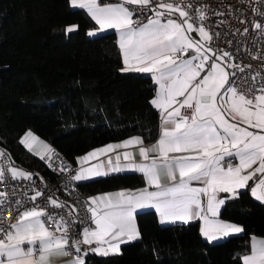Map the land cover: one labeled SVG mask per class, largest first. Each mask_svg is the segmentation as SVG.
<instances>
[{"label":"snow or ice","instance_id":"obj_1","mask_svg":"<svg viewBox=\"0 0 264 264\" xmlns=\"http://www.w3.org/2000/svg\"><path fill=\"white\" fill-rule=\"evenodd\" d=\"M69 3L86 10L98 26L89 36L106 30L118 34L121 72L151 75L157 90L149 103L160 113V135L148 146L142 137H132L79 158L81 168L72 177L75 181L136 171L145 178L146 187L90 197L86 208L90 223L78 239L72 238V221L39 207L16 209L15 220L5 223L7 193L0 191V264H51L53 257L69 256V264H86L89 254L120 255L123 244L140 239L136 214L145 208L155 209L161 223L202 221L200 233L209 242L242 233L243 227L218 217L226 200L238 198L239 190L248 188L254 179L251 195L264 202V83L254 76L251 86L240 90L232 78L244 68L232 63L230 52L212 47L219 33L212 34L203 24L208 19L203 9L196 11L200 20L196 23L193 6L186 0H157L155 6L152 0L103 6L99 0ZM133 5L152 15L146 21L134 19ZM254 28L264 32L262 23H255ZM77 30L78 26L66 28L68 33ZM29 138L36 139L29 132L21 142L27 145ZM130 148L136 151L109 156ZM4 156L0 150V158ZM102 156L106 159L101 160ZM92 160L97 163L90 164ZM7 171L13 181L33 179L15 167ZM5 178L0 166V183ZM221 193L227 195L220 198ZM41 196L43 192L36 191L31 200ZM47 202L56 209L68 208L69 214L78 211L51 197ZM242 260L243 264H264V239L253 237L250 253Z\"/></svg>","mask_w":264,"mask_h":264},{"label":"trees","instance_id":"obj_2","mask_svg":"<svg viewBox=\"0 0 264 264\" xmlns=\"http://www.w3.org/2000/svg\"><path fill=\"white\" fill-rule=\"evenodd\" d=\"M68 26L78 30L68 33ZM95 27L69 0H0V149L39 180L56 177L21 142L29 132L74 164L108 143L159 136L160 114L149 103L156 85L144 74L121 72L117 35L89 36ZM144 186L141 174L128 173L79 188L90 196ZM221 218L243 234L211 244L197 222L162 227L154 211L141 212L140 239L120 255L88 256L86 264H243L251 237H264V204L243 191Z\"/></svg>","mask_w":264,"mask_h":264},{"label":"built area","instance_id":"obj_3","mask_svg":"<svg viewBox=\"0 0 264 264\" xmlns=\"http://www.w3.org/2000/svg\"><path fill=\"white\" fill-rule=\"evenodd\" d=\"M122 2V0H108ZM167 2H180V0H167ZM193 6V15L196 23L200 20L196 18V11L203 9L208 19L203 24L214 35L212 47L214 49L227 51L234 57L232 63L244 68L243 72L237 71L232 79L242 91L252 84V77H256L258 82L264 83V32L254 28L255 23L264 24V3L261 0H186ZM153 6L157 0H152ZM137 15L141 20L146 21L152 15L151 12L141 13L137 6ZM216 13H221L218 15ZM224 21V23H221ZM247 29V31H245ZM186 110L182 109V112ZM42 163L55 175L56 180L37 179L32 175V180L13 181L9 168V158L5 155L0 158V164L5 169V181L0 183V191L7 193V203L3 205L4 222L14 221L18 211L22 212L31 207L47 209L56 216H64L65 219L72 221V238H80L78 233L82 228L89 226V213L87 212V195L79 188L72 177L76 174L77 167L60 151L52 149L42 155ZM235 163V161H233ZM64 168V171L60 169ZM36 191L43 192V196L37 197L35 201L31 197ZM57 199L69 206L74 205L78 210L69 214L68 208H53L47 201L48 198ZM19 201V205H17ZM7 209H13L8 211ZM18 209V211L16 210Z\"/></svg>","mask_w":264,"mask_h":264},{"label":"crops","instance_id":"obj_4","mask_svg":"<svg viewBox=\"0 0 264 264\" xmlns=\"http://www.w3.org/2000/svg\"><path fill=\"white\" fill-rule=\"evenodd\" d=\"M99 3L103 6V5H109V4H117V3H120V2H114V1H108V0H99ZM73 8H76V9H80V8H78V7H73ZM84 10V9H83ZM85 12H86V10H84ZM87 13V12H86ZM90 17V16H89ZM94 22V21H93ZM95 23V22H94ZM96 25V24H95ZM97 28H98V26L96 25V27H95V29L93 30V31H96L97 30ZM107 32H115L114 30H106V31H103V32H99L97 35H100V34H103V33H107ZM115 34L117 35V38H118V34L115 32ZM192 35L195 37V36H197V34L196 33H192ZM95 36V35H94ZM118 42H119V38H118ZM121 59H122V56H121ZM141 74H144V75H146V76H149V77H151V75L150 74H147V73H141ZM152 79V78H151ZM153 81V80H152ZM156 90H157V86H156ZM158 111V110H157ZM160 114V113H159ZM161 123H162V121H161V117H160V131H161ZM160 131H159V135H160ZM33 135H35L34 133H32ZM35 137V136H34ZM134 137H138V136H134ZM139 137H141V136H139ZM130 138H132V137H130ZM143 138V137H142ZM158 138H159V136L157 137V139L156 140H154V141H152V142H147L146 140H145V138H143V140H144V144H145V146H148V145H151V144H154V143H156L157 142V140H158ZM29 139H31V138H29ZM41 139V138H40ZM127 139H129V138H127ZM127 139H124V140H127ZM124 140H122V141H124ZM35 141H36V143L37 144H41V146L38 148V149H31V148H27V146H26V144H24V146L33 154V155H35V156H37L38 158H41L42 157V155H44L45 153H47V152H49L50 150H52L53 148L48 144V143H46L44 140H37V138L35 139ZM41 141H43V142H41ZM122 141H119V142H114V143H108V144H105V145H102V146H100V147H97V148H95V149H99V148H102V147H104V146H106V145H109V144H116V143H120V142H122ZM95 149H93V150H95ZM1 150V149H0ZM93 150H91V151H93ZM124 150H129V151H136V149H134V148H130V149H118L115 153H109V156H112V157H114L117 153H120V152H122V151H124ZM90 151V152H91ZM89 153V152H88ZM87 154V153H86ZM85 154V155H86ZM85 155H83V156H85ZM83 156H81V157H83ZM81 157H79V158H81ZM79 158H78V160H77V163L75 164L76 165V167H77V171H76V174H77V172L80 170V168H81V165H80V163H79ZM101 160H105L106 159V157H101L100 158ZM136 159H137V162H140V157L137 155L136 156ZM123 162V161H122ZM95 163H97V161L96 160H92L91 162H90V164H95ZM90 164H85L84 165V167H88V166H90ZM0 166H1V164H0ZM11 166H14V165H11V164H9V167H11ZM17 169H19V170H22V171H24V172H27V171H25L24 169H22L21 167H17V166H15ZM254 168L256 167L255 165L253 166ZM27 173H30V174H32V175H34L35 176V174L33 173V172H27ZM128 173H138V174H141V173H139V172H136V171H124V172H120V173H113V174H109V175H107V176H100V177H95V178H92V179H89V180H85V181H75L76 182V184L79 186V185H81V184H83V183H86V182H89V181H94V180H98V179H100V178H104V177H108V176H111V175H119V174H128ZM142 175V174H141ZM143 176V175H142ZM145 179V178H144ZM255 179L254 180H252V181H249V187L248 188H246V189H241V190H239V194L241 193V192H243V191H249L250 192V194H251V187H253L254 186V184H255ZM164 183H167V181H164ZM193 186H197V187H199V186H201V185H199V184H196V183H194V185ZM146 187V182H145V186L144 187H141V188H138V189H122V190H133V191H136V190H140V189H143V188H145ZM149 190H153V189H149ZM118 191H121V190H113V191H109V192H103V193H98V194H95V195H90V196H87V199H88V202H89V198L90 197H96V196H99V195H102V194H108V193H115V192H118ZM227 194H224V193H221L220 194V198H223L224 196H226ZM254 198V197H253ZM255 199V198H254ZM229 200H232V199H228V200H226V202H225V204L227 203V201H229ZM256 200V199H255ZM258 202H260V201H258ZM260 203H262V204H264V202H260ZM225 204L221 207V209H220V213H219V219L220 220H222V221H224V222H228V223H232V222H229V221H226V220H223L222 218H221V212H222V210H223V208H224V206H225ZM145 211H154L155 213H156V215H157V218H158V221H159V224L162 226V227H172V226H177V225H185L184 223H182V222H176V223H161L160 222V218H159V214L156 212V210L155 209H153V208H145V209H139L138 211H137V214H136V224H137V227H138V223H137V215L139 214V213H141V212H145ZM199 223V225H200V228L202 227V224H203V222L202 221H199V220H195V221H192V222H190V223H187V224H191V223ZM235 224V223H234ZM236 225H238V224H236ZM238 226H240V225H238ZM83 229V228H82ZM138 230H139V227H138ZM82 231V230H81ZM140 232V231H139ZM244 232V231H243ZM243 232L242 233H239V234H232V235H230L229 237H232V236H239V235H241V234H243ZM229 237H227V238H229ZM253 237H255V238H257V239H264V237H259V236H252L251 237V242H252V238ZM227 238H220V239H218V240H216V241H212V242H209L205 237H204V239L205 240H207L209 243H218V242H220V241H223V240H225V239H227ZM137 241V240H136ZM129 243H132V242H129ZM129 243H126V244H129ZM126 244H123L122 246H121V251H122V248H123V246H125ZM250 253V252H249ZM249 253H247V254H249ZM92 254H89V256H91ZM246 255V254H245ZM94 256H97V255H94ZM113 256H115V255H113ZM100 257V256H99ZM88 258V257H87ZM87 258H86V260H87ZM243 258V257H242ZM72 259V257H53V258H51V264H69V261ZM243 261V260H242Z\"/></svg>","mask_w":264,"mask_h":264},{"label":"rangeland","instance_id":"obj_5","mask_svg":"<svg viewBox=\"0 0 264 264\" xmlns=\"http://www.w3.org/2000/svg\"><path fill=\"white\" fill-rule=\"evenodd\" d=\"M33 136H35V138H37V140H41L37 135H33ZM41 142H43V141H41ZM26 146H27V148H31V149L32 148L33 149H35V148L38 149L41 146V144H37L35 140L29 139V142H28V144ZM11 167H15V166H11Z\"/></svg>","mask_w":264,"mask_h":264}]
</instances>
